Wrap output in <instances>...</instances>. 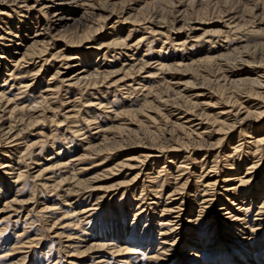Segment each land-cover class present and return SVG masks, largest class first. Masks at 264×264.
<instances>
[{
    "label": "rangeland",
    "instance_id": "1",
    "mask_svg": "<svg viewBox=\"0 0 264 264\" xmlns=\"http://www.w3.org/2000/svg\"><path fill=\"white\" fill-rule=\"evenodd\" d=\"M83 1H86L84 2V6L82 7V9H80L79 12L75 14L73 13L69 14L67 13V11H62L59 9H51L49 11L47 10L46 12L44 9L38 8L40 7L39 5H33V7L29 10L26 9V6L25 7L23 6L22 12H19L21 8L20 7L18 8V6H20V4H15L14 2L5 3V7L8 8V11L6 13H2L3 11H0V32H1L0 54L3 52L5 53L7 52L6 53L7 56H5L3 63L7 62L8 65V66L6 65L5 68L0 69L1 92L3 94V97H6V99L8 98L7 99L8 101L3 97L0 98L1 99L0 110L4 109L5 116H3V119H5L4 120V122L6 123L5 125H7V123L8 125L9 123L12 124V125L10 124V126L12 128L14 127L13 130H17L19 136L21 137L18 138L19 142H21L22 145L27 148L26 150L25 147H22V149L25 151L23 152L21 149L20 151L21 153L18 154L20 156L17 155L16 157L17 159L15 158V160H13L15 161L14 164L16 167L14 171H16V173L20 172L22 175L21 177H18L19 182H17L14 188L12 189L13 192L10 193L11 195L5 196L4 197L5 199L3 198L4 200L0 201V264H6L7 260L9 259V256L2 257L3 256L2 254L11 251V248L14 247L13 243H17L15 246H20L22 245V243L26 245V248L21 247V250L17 251V252H23L21 253V255L20 254L19 255L24 256L23 257V259H25L24 264H33V259L37 257V255L39 258L37 264H76V263L94 264V261L96 262V259L94 260L93 255L91 254H89L90 256H88L85 253L84 255L82 254L83 255L82 257H78V258L65 256V252L63 251V249L62 248L58 249V246L60 245V240L53 236L55 234L54 231L57 228H59L62 224L65 225L68 223V225H72V226H70L69 228H65L63 230L64 233H72V234H77L79 236L82 234L85 235L86 237L88 236V238L89 236L93 237L98 235L99 232H101V234L107 233L108 231L107 229L110 228L109 225L113 224L112 222L113 220L111 217L113 216L114 212H116L114 208L115 207L122 208L123 205L127 206L128 204H132L135 210L139 212V215L142 214L140 213V210L143 211L144 215L146 212L148 213L150 212L148 215L149 219L147 220V222L143 221V223L141 224L139 223L140 222L139 216L137 217V219L132 220L133 217L130 211L128 214L125 215V218L127 217L125 221V225H128L129 227V225H131L130 222L133 221L136 223V224L133 223L134 225L132 226L134 231L133 233L136 232V237L134 236L135 242L141 243L142 241L146 240L144 237L142 238L144 240L138 238L139 237L138 235L142 231L143 227H144L143 233H145L146 235L149 232L148 229H150L151 226L154 224H156L157 226L159 225L164 226L166 228L168 227V224H164L167 221L165 219H168L166 211L164 212L161 206H159L160 208L158 207L155 208L153 207L152 204H147L149 203L150 199L155 198L156 201L158 202L161 201L159 203L162 204L168 199L171 200L172 197L173 198L176 197L177 203H185L187 205V201H189L188 197H190L191 195L192 202H196L194 207V212L195 211L198 212L199 210L200 211L203 210L200 209V205L203 204L202 201L205 202L207 198L208 199L211 198V196H207L205 198L202 197L204 196L203 193L198 191L199 189L201 190V187L199 186L200 181L199 180L194 181V179L191 176L188 179L189 181L187 187L185 186L183 187V189L177 190L178 192L171 191L173 189H171L170 186L175 182V180L172 177L176 175L177 164L178 162L179 164H181L183 158L185 164L187 163L185 165L187 169L184 171V174L182 173L180 175L181 177L184 176L183 179L186 177L185 176L186 171L188 172L189 170L191 172L196 168L194 165L197 166L198 168L197 173H199V175H202V173L204 174L208 171L207 172L208 176H212L214 172H209L210 171L209 167L210 165H212L211 160L215 157L216 154L218 153L222 154V152L225 149H227V145H228L227 142L229 141L228 140L229 138L230 141L234 140L235 145L240 144V142L242 144L238 151L239 155L238 152L237 153L230 152L233 154V159H235L232 163L242 164L241 172L244 171V168L247 166L248 163L252 161L253 158L252 155H248L249 161L245 160L244 162L245 154H248L249 151H252L254 153L253 151L254 149H247L246 150L247 152L245 151L244 149L246 146L245 143L251 140L250 136H255V137L257 136L255 129H250L251 126L256 124L253 123L252 116L248 117L249 120L247 119V121H245V123L242 126L238 127V125H236L237 127L235 126L234 129L230 131L231 133H228L227 136L224 134H220V132L216 133V131L212 132L208 137L202 136L198 138L195 137L194 135L196 133H201L205 129V126L211 125L210 124L212 122L211 114L230 108L232 102L235 104L236 109L241 107L239 109L240 112H243V110L245 109L244 107L252 105L253 103L256 102L259 103L260 106H264V104L261 103L258 97L256 99H254L255 97L253 96L251 98H247L248 95L247 89L249 86L247 85L240 87L238 86L239 88L237 87L232 88L227 85L226 86L224 85V87L222 85L220 86L218 85V83H214L213 76L215 73L213 74V72L217 69V68L215 69L216 67L215 65H207L204 68L203 67L199 68L200 70H198V73L200 74L198 75L199 76L198 82L206 83L208 81V86L210 89L207 90L206 96H211L213 101L211 100L209 104H201L202 105L201 109H197L198 113H200V110L201 112L203 111L204 113V114L202 113V115L204 116L203 118H205L208 115L210 116L209 117L210 119L202 126H191L190 128L196 129L195 132H193V134L191 135L192 136L191 138L195 139L196 141H198L199 139L200 142L201 140H208L210 142H205L206 145L204 144L198 148L195 146L194 149H193L194 146L192 145H190L191 148L185 147L182 146V143H180V141L185 142L187 136L184 135V133L175 132L174 128H176L175 118L181 115L185 116L186 114H182L181 112L187 109L182 105L181 107H177V105L180 106L181 101L178 100L177 102L173 103L174 101L173 96H170V98L168 99L169 104L168 101L164 102L163 99L165 100L166 98L164 97L165 94L170 95L168 89L170 90L171 86H172V90L174 91L173 86L175 85L174 84L175 81L177 82L180 80L179 82H182L184 80H187L191 76H193L191 77V79L193 78L195 81H197V79L194 78V74L191 71L189 72L190 74L186 72L183 74L182 72L179 73L172 70L166 71L161 66V61L163 64H166V63L174 62V60L185 59L186 56L193 55L194 57H198L203 55L205 56L207 54L210 55L213 52H217L218 50L223 51L227 48H231L236 44L240 45L243 43L242 45H244V43L247 44L248 42L247 45L252 46L253 42L255 44L261 43L262 41H264V36H262L264 35V33L260 36L259 31H255L256 30L255 26L264 24L263 21L264 0L263 1L262 0H83ZM98 2L101 4H99ZM2 3H4V1L0 2V4ZM86 3H90L92 4V6H90V4L88 6V4ZM31 5L32 4L30 3V6ZM101 5L104 8H102ZM128 9H130V15H132V18L130 19L131 21H127L126 23L117 25L118 27L114 28V32L112 34L111 33L107 34L108 32L106 31H110L108 30V27L111 26L112 24H115L114 22L116 20L115 16H118L121 13V11H125ZM105 13L106 15L107 13L108 14L111 13L110 14L111 17L105 21L104 24L105 26L102 27L99 31H97L98 33L91 35V37L88 40L85 41L81 40L80 38L83 36L84 33H86L84 32V30H87V27H91V26H93L92 27L93 29L95 25L98 24L99 21H101L100 19L105 16ZM14 16L18 18L17 19L18 21L14 20L15 21L14 22L12 20ZM87 16L88 18L89 17L90 18L88 19ZM154 20L159 22V24L152 25L150 23H147V22H153ZM171 20L173 21L180 20L181 22L185 21V23L189 22L190 25L199 28L195 31V33L193 29H189L190 27L188 28L184 26L178 27L177 25L174 26V28L172 29L169 28L171 27L169 26L171 25L172 22ZM225 23H228V25ZM80 31L83 34L80 33ZM206 31H208V34L205 33ZM214 31H217V34ZM81 34L82 36H80ZM59 35H61L62 37H60ZM75 36L77 38H75ZM193 36L194 39H192ZM258 36H260V38ZM112 37L113 38L117 37L119 39H122L123 45L119 47L117 46L114 49H110L107 47H103L104 49L100 48L99 49L100 54L97 58L88 57L84 54V52H86L84 48L88 46H98L99 43L105 44L106 42H109ZM61 38L62 40H60ZM78 40L81 41L78 42ZM17 44H19V46ZM34 45L36 46V48L40 49L41 52L38 51L36 54H32V56H30L29 53L31 51H34V48L32 47ZM211 45L215 48L211 47ZM43 49L46 50L44 51ZM120 51L121 53L124 54H121ZM24 57L27 58L25 59V61L22 60ZM127 57L130 59H127ZM71 58L73 60L75 59L80 61V63L77 62V64L80 65L77 66V68L79 69H81L82 66H83L82 68L84 67L87 68L88 66L85 65H89L91 63L100 60L98 63L102 61V63L105 64L104 66L107 70H116V73H113L112 75H109L107 78L104 79L97 78L96 81H92L91 75L89 79L87 78V80H83L82 82L81 81L76 82V80H68L69 78H71V76H73L72 74L76 72L71 67V65H73L74 63L68 64V63H72ZM70 59L71 61L69 62ZM156 60L159 62H157ZM137 63L139 65H137ZM134 64L135 66H132ZM1 66H5V65L0 64V68ZM125 66H127L128 68ZM138 66L141 67V70L140 67ZM124 67L126 70L124 69ZM55 69L56 71H58L57 74L55 73ZM206 69H208L207 70L208 72L206 71ZM230 71L227 73L225 78H236V76L241 75L240 73L242 72V71L240 72L237 71L234 72L232 76H229V73L231 75ZM53 73H55V75ZM155 73L156 75H154ZM208 77L209 80L203 81L206 80L203 78L208 79ZM25 84H27L26 85L27 87L25 86ZM161 85H163V87H161ZM232 89L235 90L237 93ZM258 90L261 91L262 93L264 92V88ZM156 94L157 97L159 96V98L156 97ZM230 97L231 99L233 98L234 99L230 101ZM246 98L249 99L250 101L253 99L252 101L254 102L252 103L246 102L245 101L247 100ZM144 100H146V102ZM200 101L203 102L204 100H200ZM170 103H172L173 106ZM8 104H10V106ZM140 104L146 106L147 114L144 113L134 114V112H131L133 108H134L133 110L137 109V107H139ZM175 104L176 106H174ZM261 108L263 109L264 107ZM255 109L260 110V107L257 108L255 107ZM15 110L17 111V113L15 112ZM190 110L188 109V111ZM14 114H16L17 116ZM262 117L264 118V115ZM15 118L17 121L15 120ZM229 118L230 121L233 120L232 117ZM155 119H157V121ZM193 119H195L194 121L195 123L198 122V120H196L197 117ZM15 121L17 122V124H15L16 123ZM26 122H28L29 124ZM260 123L264 124V120L262 119ZM18 126L19 128H17ZM240 128L243 133L244 131L247 132L250 131L251 133H248L249 137L245 136L246 137L245 139L241 135L238 137V132ZM207 129L211 130L210 127ZM98 130L100 131V133L102 132L103 134L102 133L100 134ZM259 131L260 132L258 133V135L260 134V136L262 137V135H264V127H262V129ZM221 135L222 136L224 135L222 143L221 145L219 144V146H217L216 143L218 142V139L222 137ZM102 138L104 140H102ZM83 140L85 142H83ZM116 141L117 142L120 141L121 143L120 142L119 143L121 145ZM176 142L180 143L181 146L178 147V149L173 152L168 151V149L170 150L171 147L178 145ZM209 143H211L212 145L209 146L208 145ZM87 144L88 145L90 144V146L92 144L93 145L90 147ZM116 144H118L117 147H114L116 146ZM154 144L156 146H154ZM96 145H98L99 147ZM162 146L164 149L167 147V151L160 150L162 149ZM91 149H92V153L90 151ZM142 150L152 151L151 155L153 157H150V159L147 162L145 161L146 162L145 164L147 165L149 163L151 165V163H153L154 165L152 164V167L155 169L156 173H154L153 176L154 180L152 178L151 180H149V182H147L148 180L147 181L144 180L143 181L144 184L140 185L139 187V184H141L140 178H139L140 179L139 184L131 185L130 183L133 182L132 178L135 174H137L138 171L137 168H139L140 166L138 164H137L138 166L135 164L137 163L135 161V158L138 154H141L140 152ZM263 152H264V147L257 149V151L255 150V156H256L255 160H257L259 156L260 159H259L258 167L249 169L250 171H252L250 177L251 183L253 182L255 183L262 176L259 173V171L262 169V167H264V154H262ZM58 153L60 154L57 155ZM83 154L85 156H83ZM133 154L136 156H134ZM30 155L31 157L35 155L38 158L39 162L38 160L37 162L40 165L37 166H39V168L48 167V165L50 164L46 165V163H48L47 159L50 157L52 158L58 157L57 159L55 158V160L59 162L63 161L64 163L66 162L67 167L62 168L59 167V165H57L56 168L52 169L51 172H49L48 174L49 176L56 175L54 178H56L57 181L55 180L54 182H48L49 184H45L44 183L45 179L43 178L46 177L47 175L46 176L43 175V177H41L42 176L41 175L38 178L34 179L27 174L28 172H32V171L34 173L36 169V168L34 169V167L36 166L35 164H32V166L29 164L31 158V157L29 158ZM25 158H27V160ZM168 158H170V160L172 158L173 159L170 161L168 160ZM194 158H196L197 162H199L198 160L201 161L198 164H195L196 161ZM120 160L125 161L127 163L129 162L128 166L125 165L122 166L118 164H117L118 166L115 165L117 161ZM221 161L222 160L220 159V157H218V161L214 162V164H217L216 176L217 174L219 175L223 172L224 173L229 172L228 169L230 168V166H226L225 162L224 161L221 162ZM246 162L247 164L245 166L244 163ZM171 163L173 164V166L174 164L176 165L173 167ZM22 164L23 165L25 164L24 168ZM149 164L147 165L146 168H148ZM235 166L236 165H234L233 167ZM68 170L70 171V173ZM66 172H68V174L70 175L68 176ZM94 175L97 176V179L94 182V185H96L94 187L97 190L91 188L90 189L84 188L83 186L81 187V184L79 185L76 183L79 179L92 177ZM140 175L141 174H139V176ZM69 177L70 180L68 179ZM14 179L16 178H13V181ZM116 182L120 186L116 185L115 184ZM170 182L172 183L170 184ZM2 183H3V179H1L0 177V186L1 188H4L3 186L6 185L5 184L2 185ZM111 184L116 186L110 187ZM53 186L55 188H53ZM142 186L145 187L142 188ZM194 187H196V190L191 192L189 189L192 190ZM61 189L66 190L67 192L64 193L63 191H61ZM128 189L129 191L131 189H134L135 192L133 191L132 195H129V191H127ZM260 189L264 190V185L261 186ZM125 190L127 192H124ZM263 190L261 191L263 192L262 198H264ZM63 193L64 194L67 193V197H66L67 199L63 198ZM14 197L16 198L17 202L12 203L11 207H7L6 205H4V201L13 202L11 199H13ZM59 198L62 199L60 200ZM231 198L232 197L230 196L229 199ZM241 198L243 197L241 196ZM241 198L239 197V199ZM143 201L146 203H144ZM213 201H215L213 202V205L215 206L221 203V201L219 200L216 201L214 199ZM37 202H40L41 204L39 206L37 205L39 208L35 206ZM109 202L113 205L111 211L108 208ZM236 203H238V201H235V204ZM43 204L44 207L46 206L45 209L43 207ZM67 204H69L70 206ZM52 205H54V207ZM237 205L240 206V204ZM237 205H234V208H236L235 206ZM28 208H30L31 212L27 211ZM222 208L223 209H219L216 211L217 213L220 214L219 216H216V214L210 216L209 213L212 210H204L205 214L202 213L200 215L201 225H205L204 228H206L207 235L208 234L213 235L211 237L212 245H217V243L215 242L217 239L215 230H220V228L222 227L223 220L221 218L224 217V215L226 216L227 210L228 212H230V210L227 207L222 206ZM213 209L215 208L213 207ZM73 210L74 213L80 212L79 210H85L86 213H82L77 216L76 214L73 213ZM255 212L256 210L253 211V208H251L250 210L248 209V213L244 221L248 223V224L246 223L245 225L253 224L254 226V227L250 226L252 228H250L249 226L244 227L245 230L247 229V227H248L247 230H250V231H246L245 233L246 234L245 236L247 237V238L245 237L246 240L245 242L250 245H252V243L254 244L256 240H258L259 238L260 240L264 238V230H263L264 227L263 229L261 228L264 225V212L260 213V215H256V217H255ZM144 215H141L140 218L142 219ZM113 217H115V215ZM257 217L259 220L255 219ZM189 220H190L189 218L183 219L181 221L180 226L185 227V225H188L190 223ZM119 223L120 222L114 225H119ZM74 225H78V226L76 227ZM139 225H141V227H138ZM99 227H101L102 229L101 231L99 230ZM198 228H200V226L194 227L193 230H196ZM153 229L154 230L152 231V233L154 235L156 234L155 238H159L158 237L159 232L157 230L158 228L154 227ZM83 230L86 231L84 232ZM146 245L147 243L143 244V246ZM155 246H156V241L155 242L153 241V247L155 248ZM146 248H148V246H146L144 249L146 250ZM212 248H216V246H212ZM152 250L153 249L151 250L148 249L147 252H150ZM182 250L183 248H180L178 252L180 253ZM262 250L263 248L261 246V248H258L257 251H259L261 254ZM43 252L45 253V257L42 254ZM228 254H229V250L227 251V253L226 252L224 253V256H226L225 258L229 259ZM98 255L105 256V259L107 260L108 264H114L115 261H121L120 259H122L120 257L110 259V257L108 258V255L104 253H98ZM206 255L202 260L204 259L207 260ZM20 256H16V258H19ZM137 257L138 256H136L135 259H137ZM140 257L143 258V256ZM261 260H263L264 262V259ZM116 263L117 262H115V264ZM163 263H166V261L160 262V264Z\"/></svg>",
    "mask_w": 264,
    "mask_h": 264
},
{
    "label": "bare ground",
    "instance_id": "2",
    "mask_svg": "<svg viewBox=\"0 0 264 264\" xmlns=\"http://www.w3.org/2000/svg\"><path fill=\"white\" fill-rule=\"evenodd\" d=\"M4 1V3L0 4V11H3L2 13H6L8 11V8L5 7V3L6 2H14L15 4H20V6H18V8L20 7L21 9L19 10V12H22V7L26 6V9H31L33 7V5H39L40 7L38 8H42L44 9L46 12L47 10H51V9H59L62 11H67V13H77L80 11V9H82V7L84 6V2L83 0H0V2ZM263 1V0H262ZM147 2V1H146ZM163 2V1H162ZM30 3L32 4L30 6ZM99 3V2H98ZM108 3V2H107ZM89 4L90 3H86ZM101 4V3H99ZM103 4V3H102ZM261 4V2H260ZM98 5V4H97ZM106 5V4H105ZM28 6V8H27ZM90 6H92V4H90ZM94 6V5H93ZM108 6V5H107ZM158 6V4H157ZM246 6V5H245ZM102 8H104L101 5ZM110 7V6H109ZM108 7V8H109ZM36 8V7H35ZM141 8V7H140ZM144 8V7H143ZM159 8V7H158ZM13 9V8H12ZM24 9V8H23ZM115 9V8H114ZM174 9V8H173ZM34 10V9H33ZM38 10V9H37ZM36 10V13H37ZM43 10V11H44ZM99 10V9H98ZM102 10V9H101ZM108 10V9H106ZM105 10V11H106ZM44 11V12H45ZM73 11V12H72ZM132 11V10H131ZM43 12V13H44ZM103 12V11H101ZM107 12V11H106ZM114 12V11H113ZM24 13V12H23ZM83 13V12H82ZM14 14V13H13ZM20 14V13H19ZM18 14V15H19ZM64 14V13H63ZM111 14V13H110ZM110 14L105 13L104 17H100L99 19L101 21L98 22V24L95 25V27L92 29L93 26L91 27H87V30H84V32L86 33H82L80 31V33L82 34L80 36H82L80 39L81 40H88L91 35H94L96 33H98L97 31H99L102 27H104L105 25V21L107 19H109L111 16ZM114 14V13H113ZM133 14V13H132ZM17 15V16H18ZM26 15V14H24ZM84 15V14H83ZM238 15V14H237ZM31 16V14H30ZM29 16V17H30ZM36 16V15H35ZM91 16V15H90ZM93 16V15H92ZM258 16V15H257ZM261 16V15H260ZM24 17V16H23ZM180 17V16H179ZM178 17V18H179ZM31 18V17H30ZM36 18V17H35ZM84 18V17H83ZM88 18V16H87ZM90 18V17H89ZM88 18V19H89ZM92 18V17H91ZM96 18V16H95ZM113 18V17H112ZM132 18V15H130V9L125 10V11H121V13L118 16H115V24H112L111 26L108 27V30L110 31H106L108 32L107 34H112L114 32V28L118 27L117 25H121L123 23H126L127 21H131L130 19ZM134 18V17H133ZM18 18L16 16L13 17V21L17 20ZM38 19V18H37ZM234 19V18H233ZM260 19V18H259ZM20 20V19H19ZM32 20V19H31ZM36 20V19H35ZM147 20V19H146ZM156 20V19H155ZM153 21V22H147L150 23L152 25H156L159 24V22L157 21ZM169 20V19H168ZM230 20V19H229ZM18 21V20H17ZM37 21V20H36ZM91 21V20H90ZM171 27L169 28H174V26L178 27H190L189 29H193L194 33L195 31L199 28L194 27L192 25H190V23H185V21L181 22L180 20H171ZM262 21V20H260ZM264 21V20H263ZM15 22V21H14ZM20 22V21H19ZM161 22V21H160ZM224 22V21H223ZM235 22V21H233ZM131 23V22H130ZM259 23V22H258ZM37 24V23H36ZM88 24V23H87ZM228 25V23H225ZM248 24V23H247ZM86 25V24H85ZM89 25V24H88ZM93 25V24H92ZM161 25V24H160ZM36 26V25H35ZM90 26V25H89ZM253 26V25H252ZM7 27V26H6ZM121 27V26H120ZM160 27V26H159ZM167 27V26H166ZM222 27V26H221ZM225 27V26H223ZM129 28V27H128ZM164 28V27H163ZM256 30L255 31H259V35L261 36L264 33V24H261L259 26H255ZM254 28V29H255ZM3 29V28H2ZM5 29V28H4ZM11 29V28H10ZM85 29V28H84ZM180 29V28H179ZM14 30V29H13ZM147 30V29H146ZM164 30V29H163ZM213 30V29H212ZM219 30V29H218ZM231 30V29H230ZM3 31V30H2ZM11 31V30H10ZM83 31V30H82ZM168 31V30H167ZM191 31V30H190ZM224 31V30H223ZM221 31V32H223ZM29 32V31H28ZM169 32V31H168ZM177 32V31H176ZM212 32V31H211ZM217 34V31H214ZM220 32V34H221ZM1 33V32H0ZM12 33V32H11ZM79 33V32H78ZM172 33V32H170ZM205 33L208 34V31H206ZM204 33V34H205ZM213 34V33H212ZM64 35V34H63ZM70 35V34H69ZM76 35V34H75ZM206 35V34H205ZM211 35V33H210ZM5 36V35H4ZM60 37H62L61 35H59ZM260 36H258L260 38ZM264 36V35H262ZM7 37V36H6ZM59 37V38H60ZM67 37V36H66ZM111 37V36H109ZM108 37V38H109ZM114 37V36H113ZM111 38L109 42H106L105 44H101L99 43L98 46H88L86 48H84V50H86V52H84V54L88 57H98L100 54V48L103 47H107L110 49H114L115 47H119L123 45L122 39L119 38ZM23 38V37H20ZM19 38V39H20ZM58 38V37H57ZM75 38H77L75 36ZM79 38V37H78ZM179 38V37H178ZM205 38V37H203ZM207 38V37H206ZM263 38V37H261ZM71 39V38H69ZM68 39V40H69ZM180 39V38H179ZM194 39V36L193 38ZM24 40V39H22ZM21 40V41H22ZM37 40V38H36ZM62 40V38L60 39ZM73 40V38H72ZM75 40V39H74ZM77 40V39H76ZM81 40H78L81 41ZM64 41V40H63ZM180 41V40H179ZM208 41V40H207ZM211 41V40H210ZM49 42V41H48ZM177 42V41H176ZM252 42V41H251ZM260 42V40H259ZM258 42V43H259ZM3 43V42H2ZM6 43V42H5ZM35 43V42H34ZM64 43V42H63ZM73 43V42H72ZM77 43V41H76ZM127 43V42H126ZM174 43V42H173ZM218 43V42H217ZM223 43V42H222ZM8 44V43H7ZM11 44V43H10ZM46 44V42H45ZM44 44V45H45ZM48 44V43H47ZM66 44V42H65ZM206 44V43H205ZM240 44V43H239ZM243 44V43H242ZM235 45V46H230L231 48H227L223 51H217V52H213L210 55H203V56H198V57H194L192 56H184L185 59H180V60H174V62L171 63H166L163 64L161 61V66L163 67V69L167 70H172V71H176V72H182L183 74L189 73L190 71L194 74V78L197 79V81H195L193 78L191 79V77L193 76H189L190 78H188L187 80H184L182 82L179 81H175V85L174 87V91L172 90V86L171 89L168 91L170 92L168 94H165L164 97L165 100L163 99L164 102L168 101L169 104V98L170 96H173V103L177 102L178 100L181 101L180 106L177 105V107H181V105L183 107H185L187 110H181L180 112L182 114H186L185 116L181 115L177 118H175V125L176 128H174L175 132H180V133H184V135H186V141L185 142H181L182 146L185 147H190V145L194 146L193 149L195 148V146L201 147L202 145L205 144V142H210L208 140H200L198 139V141H196L195 139H192L191 135L193 134V132H195V128H190L191 126H202L204 123L208 122V120L210 119V116H206L205 118H203L204 116L202 115L203 111L200 113L197 112V109H201V104H209V102H211L212 98L211 96H206V92L209 88L208 86V79L207 78H203L206 80L203 81H207L206 83L203 82H198V78H199V74L198 70H200L199 68H204L207 65H215V71L213 69V74H214V83H218V85H222L224 87V85L226 86H230L232 88H239L240 86H249L248 87V92H247V98H251L252 96L255 97L254 99H256L257 97L260 99L261 103L264 104V92L262 93L261 91H259L258 89H262L264 88V41H262L259 44H255L253 42L252 46L251 45H247L244 43V45ZM250 44V43H249ZM16 45V44H15ZM19 46V44H17ZM53 45V44H52ZM4 46V45H3ZM17 46V47H18ZM24 46V45H23ZM26 46V45H25ZM48 46V45H46ZM63 46V45H62ZM8 47V46H7ZM31 47V46H30ZM34 48V51H31L29 54L30 56H32V54H36L38 51H40V49L36 48V46H32ZM40 47V46H38ZM179 47V46H178ZM211 47H213L211 45ZM217 47V46H216ZM1 48V47H0ZM44 48V46H43ZM127 48V46H126ZM215 48V47H213ZM226 48V47H225ZM19 49V48H18ZM61 49V48H60ZM59 49V50H60ZM64 49V48H62ZM104 49V48H103ZM102 49V50H103ZM121 49V47H120ZM222 49V48H221ZM220 49V50H221ZM44 51L46 49H43ZM130 50V49H129ZM202 50V49H201ZM204 50V49H203ZM206 50V49H205ZM6 51V50H5ZM61 51V50H60ZM209 51V50H208ZM207 51V52H208ZM41 52V51H40ZM48 52V51H47ZM115 52V51H114ZM202 52V51H201ZM7 53V52H6ZM5 52L0 54V64H3L5 66H1L0 69L5 68L7 65V62H4V58L6 55ZM43 53V52H42ZM60 53V52H59ZM62 53V52H61ZM78 53V52H77ZM118 53V52H117ZM121 53V51H120ZM27 54V55H29ZM45 54V53H44ZM75 54V53H74ZM124 54V53H121ZM197 54V53H196ZM206 54V53H205ZM26 55V54H25ZM71 55V54H69ZM85 56V57H86ZM11 57V56H10ZM9 57V58H10ZM27 57V56H26ZM61 57V56H60ZM130 57V56H129ZM28 58V57H27ZM27 58H23L22 60L25 61V59ZM77 58V57H76ZM72 59V58H71ZM71 59L69 60V62L71 61ZM79 59V58H78ZM127 59H130L127 57ZM19 60V59H18ZM29 60V59H28ZM96 60V59H95ZM166 60V59H165ZM41 61V60H40ZM68 61V60H67ZM100 61V60H99ZM99 61H96L94 63H91L89 65H85L88 66L87 68L84 67L81 69L77 68V66H80L77 64L80 63L79 60H73L72 59V63H68V64H73L71 65V67L76 71L74 74H72L73 76H71V78H69L68 80H76L77 81H83V80H87V78L89 79L90 75L92 76V81H96L97 78H107L109 75H112L113 73H116V70H107L105 68V64L102 63V61L100 63H98ZM148 61V60H147ZM157 61V60H156ZM159 62V61H157ZM89 63V62H88ZM126 64V63H125ZM137 65H139L137 63ZM8 66V65H7ZM26 66V65H25ZM69 66V65H68ZM128 66V64H127ZM125 66V67H127ZM132 66H135L132 65ZM124 67V69H125ZM140 67V66H138ZM160 67V68H162ZM210 67V66H209ZM208 67V68H209ZM120 68V67H119ZM128 68V67H127ZM207 68V67H206ZM68 69V68H67ZM123 69V70H124ZM211 69V70H212ZM4 70V69H3ZM6 70V69H5ZM126 70V69H125ZM141 70V67H140ZM203 70V69H202ZM205 70V69H204ZM208 69H206L207 71ZM231 70V71H230ZM122 71V70H121ZM231 72V75L229 73V76H232V74L234 72L237 71H242L239 76H236V78H225L228 72ZM58 71H56L55 69V73L57 74ZM124 72V71H123ZM208 72V71H207ZM224 74H223V73ZM55 73H53L55 75ZM164 73V72H163ZM198 73V74H197ZM206 73V72H205ZM174 74V73H173ZM190 74V73H189ZM207 74V73H206ZM156 75V73L154 74ZM162 75V74H161ZM210 75V72H209ZM152 76V75H151ZM166 76V75H164ZM198 76V77H197ZM202 76V75H200ZM224 76V77H223ZM70 77V76H69ZM204 77V76H202ZM206 77V76H205ZM212 77V76H211ZM34 78V77H33ZM52 78V77H51ZM66 78V77H65ZM68 78V77H67ZM169 78V77H168ZM50 79V78H49ZM202 79V78H201ZM34 80V79H33ZM166 80V79H165ZM164 81V80H163ZM202 81V80H200ZM72 82V81H71ZM87 82V81H86ZM136 82V81H135ZM174 82V81H173ZM211 82V81H210ZM49 83V82H48ZM31 84V83H30ZM37 84V83H36ZM56 84V83H55ZM27 84H25L26 86ZM46 85V83H45ZM215 85V84H214ZM160 86V85H159ZM239 86V87H238ZM27 87V86H26ZM161 87H163V85H161ZM38 88V87H37ZM47 88V87H46ZM49 88V87H48ZM141 88V87H140ZM143 88V87H142ZM221 89V88H220ZM219 89V90H220ZM223 89V88H222ZM14 90V89H13ZM142 90V89H140ZM151 90V89H150ZM233 90V89H232ZM4 91V89H3ZM153 91V90H152ZM151 91V92H152ZM157 91V90H156ZM155 91V92H156ZM167 91V90H166ZM211 91V90H210ZM228 91V90H227ZM226 91V92H227ZM235 91V90H233ZM145 92V91H144ZM162 92V90H161ZM236 92V91H235ZM234 92V95H235ZM168 93V92H167ZM173 93V94H172ZM230 93V90H229ZM237 93V92H236ZM244 93V92H243ZM160 94V93H159ZM158 94V95H159ZM242 94V93H241ZM178 95V96H177ZM208 95V94H207ZM214 95V94H213ZM229 95V94H228ZM231 95V94H230ZM161 96V95H160ZM237 96V95H236ZM3 97V94L1 92V88H0V98ZM43 97V96H41ZM157 97V94H156ZM208 97V98H205ZM227 97V96H226ZM243 97V96H242ZM6 99V97H3ZM17 98V97H16ZM159 98V96L157 97ZM228 98V97H227ZM246 98V99H247ZM8 99V98H7ZM6 99V100H7ZM172 99V97H171ZM217 99V96H216ZM234 99V98H233ZM233 99H231L230 97V101H232ZM236 99V98H235ZM4 100V99H3ZM2 100V101H3ZM200 100H204L203 102H201ZM222 100V99H219ZM243 100V99H242ZM245 100V99H244ZM253 100V99H252ZM250 101L249 99L245 100L246 102H254V101ZM1 101V99H0ZM8 101V100H7ZM146 102V100H144ZM156 101V100H155ZM184 103H183V102ZM190 101V102H189ZM213 101V100H212ZM235 101V100H234ZM238 101V100H237ZM236 101V102H237ZM10 102V101H9ZM8 102V103H9ZM172 102V101H171ZM229 102V101H228ZM2 103V102H1ZM6 103V102H5ZM150 103V102H149ZM161 103V102H160ZM218 103V102H217ZM148 104V103H147ZM146 104V105H147ZM154 104V103H153ZM157 104V103H155ZM172 105V103H170ZM215 104V103H214ZM230 104V103H229ZM10 106V104H8ZM164 105V104H163ZM217 105V104H216ZM226 105V104H225ZM149 106V105H148ZM154 106V105H153ZM160 106V105H159ZM173 106V105H172ZM176 106V104L174 105ZM204 106V105H203ZM206 106V105H205ZM5 107V106H4ZM3 107V108H4ZM13 107V106H12ZM33 107V106H32ZM145 107V108H144ZM229 107V106H227ZM255 107H260L259 109H255ZM261 107L264 106H260L259 103H253L252 105H249L247 107H244L245 109L243 110V112H240V108H235V104L232 102L230 105V108L224 109L222 111L216 112L214 114H211V118H212V122L210 123L211 125L205 126V129L201 132V133H196L194 134L195 137H202V136H209L212 132L218 133L220 132V134H224V135H228V133H231L230 131H232V129H234V127L236 125L242 126L245 121H247L248 117L252 116V121L253 123H256L255 125L251 126L250 129H255L257 136H250L249 141H247L245 143V151L247 149H254V153L252 151H249L248 154H245L244 156V162L245 160L249 161V157L248 155H252V161L250 163L247 164L244 163V165L247 166L244 168V171L241 172V165L242 164H234L232 163L235 159H233V154L230 152H238L239 148L241 147V142L238 145H235L234 140L230 141V138L228 139L229 141L227 142V149H225L222 154L218 153L215 155V159L213 158L211 160V164L209 167V172H214L212 176H208V171L206 173H202V175H199V173H197V166L194 165L196 168L194 170H192L191 172L188 170V172L186 171V177L183 179V177H181L180 175L183 173L184 171L187 169L185 167V162H184V158L182 159L181 164H177L176 167V175L174 177H172L175 182L170 186L171 191H176L177 190H181L183 189V187H187L188 186V179L191 176L194 181H200L199 186L201 187V190L199 188L198 191L203 193L204 196H202L203 198L207 197V196H211L210 199H206L205 202H203L202 205H200V209H203L202 211H195L194 212V207H195V203L196 202H192L191 200V195L190 197H188L189 201H187V205L185 203H177V198H173L171 200H167L164 203L160 204L159 202L161 201H156L155 198L150 199L149 203L147 204H152L153 207H158L161 206L162 210L167 213V217L168 219L166 223L164 224H168V227H164V226H157L156 224L152 225L148 232V234L146 235L145 233H143V229L140 232V234L137 236L138 238L142 239L143 237L146 239H142L144 241L140 242H135V237H136V232L133 233V228L132 226L134 225L133 223L135 222H130L131 225H125V215L129 213V211L131 212V215L133 217L132 220L137 219V217L139 216V220H140V224L144 222H147V220L149 219L148 215L149 213L146 212L145 215L143 214V211L140 210V214L139 212L135 210V208L133 207L132 204H128L127 206H124L122 208H117L115 207L114 210H116V212H114L113 216L115 215V217H111L112 218V225H109L110 228L107 229V233L101 234V232L98 233V235L96 236H88L86 237L85 235H77V234H72V233H64V229L65 228H69L72 225H61L59 228H57L54 231V237L58 238L60 240V245L58 246V249H63V251L65 252V256L68 257H73V258H78V257H82L85 253L86 255L90 256L89 254L93 255L94 260L96 259V262L94 261V264H108L107 260L105 259V256H100L98 255V253H104L108 255V258L110 257V259H114L117 257H120L122 259H120L121 261H115L117 262L116 264H160V262H164L166 261V263L163 264H264L263 260L264 259V238L260 240V238L258 240H256V242L252 245L246 243L245 241V233L246 231H250V230H245L244 227L245 226H253V224L251 225H245L247 222L245 221V218L247 216L248 213V209L250 210L251 208H253V211L256 210L255 212V217L256 215H260V213L264 212V198L263 197V192H261L262 190L260 189L261 186L264 185V167H262V169L259 171V173L262 175L261 178L256 181L255 183H251V173L252 171H250L249 169L251 168H256L259 166V157L257 160H255V150L257 151V149L263 148L264 147V135H262V137L260 136V134L258 135V133L260 132L259 130L262 129V127H264V124L260 123V121L264 118L262 117L264 115V108L262 109ZM2 108V109H3ZM6 108V107H5ZM22 108V107H20ZM150 108V107H149ZM222 108V107H221ZM226 108V107H225ZM132 109V108H131ZM134 109V108H133ZM131 112H134V114L137 113H144L147 114L146 112V106L140 104L139 107H137V109L133 110ZM188 109L190 111H188ZM262 109V110H261ZM13 110V109H12ZM22 110V109H21ZM20 110V111H21ZM106 110V109H105ZM109 110V109H108ZM150 110V109H149ZM152 110V109H151ZM172 110V109H171ZM178 110V109H177ZM226 110V111H225ZM25 111V110H24ZM73 111V110H71ZM199 111V110H198ZM9 112V111H8ZM12 112V111H11ZM15 112L17 113V111L15 110ZM70 112V111H69ZM108 112V111H107ZM110 112V111H109ZM153 112V111H152ZM71 113V112H70ZM73 113V112H72ZM174 113V111H173ZM10 114V113H9ZM204 114V113H203ZM16 115V114H14ZM72 115V114H71ZM4 115V109L0 110V177L1 179H3V183L2 185H6L3 186L4 188H1L0 186V201L4 200L5 196L7 195H11L10 193L13 192V188L16 185L18 181V177H21V173L18 172L16 173V171H14L15 164L13 160H15V158L17 157V155L19 153H21V149L22 147H25L22 145L21 142H19L18 138L20 137L17 130H13V128L10 126L11 123H7V125H5L6 123L4 122L5 119H3ZM17 116V115H16ZM68 116V115H67ZM9 117V116H8ZM13 117V116H12ZM65 117V116H64ZM70 117V116H69ZM198 120L197 123H195V119ZM232 117L233 120H229ZM20 118V117H19ZM156 118V117H155ZM184 118V119H183ZM16 120V118H15ZM157 121V119H155ZM205 120V121H204ZM249 120V119H248ZM251 120V119H250ZM12 121V120H11ZM14 121V120H13ZM17 121V120H16ZM15 121V122H16ZM21 121V120H20ZM23 121V120H22ZM26 121V120H25ZM138 121V120H137ZM204 121V122H203ZM7 122V121H6ZM31 122V121H30ZM33 122V121H32ZM140 122V121H139ZM173 122V121H172ZM28 123V122H26ZM143 123V122H142ZM145 123V122H144ZM17 124V122L15 123ZM24 124V123H23ZM29 124V123H28ZM139 124V123H138ZM12 125V124H11ZM16 126V125H15ZM146 126V125H145ZM142 127V126H141ZM159 127V126H158ZM211 128V130L207 129V128ZM216 127V128H215ZM237 127V126H236ZM16 128V127H15ZM19 128V126L17 127ZM24 128V126H23ZM146 128V127H145ZM102 129V128H101ZM124 129V128H123ZM161 129V128H160ZM214 129V130H213ZM19 130V129H18ZM120 130V129H119ZM129 130V129H128ZM131 130V129H130ZM158 130V129H157ZM99 131V130H98ZM244 131V130H243ZM129 132V131H128ZM155 132V131H153ZM157 132V131H156ZM164 132V131H163ZM207 132V133H206ZM100 133V131H99ZM102 133V132H101ZM100 133V134H101ZM248 133H251L250 131H244V133L242 132L241 128L239 129L238 132V137L241 135L244 137V139L246 137H249ZM103 134V133H102ZM109 134V133H108ZM120 134V133H119ZM127 135V134H126ZM151 135V134H150ZM171 135V134H170ZM223 135V136H224ZM85 136V135H84ZM134 136V135H133ZM222 136V135H221ZM220 136V137H221ZM223 136L218 139V142L216 143L217 146H219V144L221 145L222 140H223ZM246 136V137H245ZM216 137V136H215ZM21 138V137H20ZM106 138V137H105ZM129 138V137H128ZM205 138V137H204ZM214 138V136H213ZM219 138V137H218ZM117 139V138H116ZM115 139V140H116ZM201 139V138H200ZM208 139V138H207ZM232 139V138H231ZM243 139V138H242ZM97 140V139H96ZM94 140V141H96ZM102 140H104L102 138ZM108 140V139H107ZM22 141V140H21ZM101 141V140H100ZM127 141V140H126ZM152 141V140H151ZM154 141V140H153ZM170 141V140H169ZM183 141V140H182ZM83 142H85L83 140ZM112 142V141H111ZM115 142V141H114ZM117 142V141H116ZM120 141H118L117 143H119ZM123 142V141H122ZM88 143V142H87ZM99 143V142H98ZM103 143V142H102ZM121 143V142H120ZM119 143V144H120ZM151 143V142H150ZM177 143V142H176ZM180 143H177V146H168L171 147V149L168 151H175L178 149V147H180ZM239 143V142H238ZM244 143V142H243ZM127 144V143H126ZM131 144V143H130ZM136 144V143H135ZM145 144V143H144ZM147 144V143H146ZM234 144V145H233ZM237 144V143H236ZM26 145V144H25ZM84 145V144H83ZM88 145V144H87ZM93 145V144H92ZM91 145V146H92ZM95 145V144H94ZM118 144H116L117 147ZM121 145V144H120ZM119 145V146H120ZM124 145V144H123ZM137 145V144H136ZM143 145V144H142ZM160 145V144H159ZM206 145V144H205ZM209 146L212 145L211 143L208 144ZM28 146V145H27ZM90 146V144L88 145ZM87 146V148H88ZM90 146V147H91ZM98 146V145H96ZM102 146V145H101ZM145 146V145H144ZM153 146V145H152ZM154 146H156L154 144ZM167 146V145H166ZM208 146V147H209ZM248 146V148H247ZM99 147V146H98ZM108 147V146H107ZM139 147V146H138ZM148 147V146H147ZM150 147V146H149ZM161 147V146H160ZM184 147V148H185ZM26 148V147H25ZM128 148V147H127ZM183 148V147H182ZM191 148V147H190ZM226 148V147H225ZM97 149V148H96ZM105 149V148H104ZM134 149V148H133ZM27 150V148H26ZM85 150V149H84ZM107 150V149H106ZM123 150V149H122ZM155 150V149H154ZM160 150H165L167 151V147L164 149L162 146V149ZM180 150V149H179ZM228 150V151H227ZM22 151L24 152L25 150L22 149ZM92 153V149L90 150ZM96 151V150H95ZM156 151V150H155ZM104 152V151H103ZM107 152V151H106ZM137 152V151H135ZM134 152V153H135ZM152 151H147V150H142L140 153L138 154L135 158V161L137 163H135L136 165H140L137 171V174H135L132 178V183H130L131 185H137L139 184V180L141 179V184H144V180H148L147 182H149V180H151V178L153 179L155 169L149 164L148 168L147 165L145 164L150 157H153L151 154ZM227 152V153H226ZM247 152V151H246ZM252 154H251V153ZM10 155H9V154ZM31 153V152H30ZM178 153V152H177ZM259 153V152H258ZM60 153H58L57 155H59ZM85 154V153H84ZM83 154V156H85ZM89 154V153H88ZM96 154V153H95ZM264 154V152L262 153ZM90 155V154H89ZM131 155V154H130ZM170 155V154H169ZM239 155V152H238ZM12 156V157H11ZM20 156V155H18ZM31 157V155L29 156V158ZM131 157V156H130ZM218 157H220V159L222 161L225 162L226 166H230V168L228 169V173H221V174H217L216 176V172H217V164H214V162L218 161ZM56 158V157H55ZM55 158H48L46 165H48V167H43L44 168H39L40 165L38 162V158L34 155L33 157L30 158V163L28 161V163L32 166V164H35L36 166L34 167L35 171L33 173L32 172H28L27 174L31 177V178H38L39 176L43 177V175H47L46 177H44V183L45 184H49L48 182H54L56 180V178H54L55 176H49V172H51L52 169L56 168L57 165H59V167L65 168L67 167L66 162L64 163L63 161H57L55 160ZM58 158V157H57ZM56 158V159H57ZM61 158V157H60ZM72 158V157H71ZM80 158V157H79ZM155 158V157H154ZM174 158V157H173ZM172 158V159H173ZM197 158V157H196ZM195 159V164H198L201 160H198L199 162H197V160ZM251 158V157H250ZM17 159V158H16ZM27 160V158H25ZM171 159V160H172ZM242 159V158H241ZM262 159V156H261ZM38 160V162H37ZM75 160V159H74ZM77 160V159H76ZM80 160V159H78ZM168 160H170V158H168ZM170 160V161H171ZM57 161V162H56ZM146 161V162H145ZM159 161V160H158ZM186 161V160H185ZM221 161V162H222ZM237 161V160H236ZM241 161V160H239ZM155 162V161H154ZM169 162V161H168ZM209 162V161H208ZM23 163V162H22ZM83 163V162H82ZM174 163V162H173ZM183 163V164H182ZM232 163V164H229ZM236 163V162H235ZM238 163V162H237ZM94 164V163H93ZM122 165V166H128L129 162H125V161H117V163L115 165ZM131 164V163H130ZM172 164V163H171ZM170 164V165H171ZM189 164V163H188ZM18 165V164H17ZM23 165V164H22ZM25 165V164H24ZM23 165V168H24ZM29 165V166H30ZM82 165V164H80ZM88 165V164H87ZM114 165V166H115ZM117 165V166H118ZM133 165V164H132ZM137 165V166H138ZM154 165V164H153ZM176 164H174L175 166ZM223 165V164H222ZM234 165H236L235 167H233ZM131 166V165H130ZM173 166V164H172ZM173 166V167H174ZM199 166V165H198ZM209 166V165H208ZM214 166V167H213ZM77 167V166H76ZM193 167V166H192ZM225 167V166H224ZM260 168V167H259ZM64 170V169H62ZM70 170V169H69ZM68 170V171H69ZM80 170V169H79ZM203 170V169H202ZM227 170V169H226ZM231 170V171H230ZM28 171V170H27ZM167 171V170H166ZM206 171V170H205ZM200 172V171H199ZM257 172V171H256ZM24 173V172H23ZM63 173V171H62ZM68 174V172H66ZM70 173V171H69ZM73 173V172H72ZM106 173V172H105ZM104 173V174H105ZM172 173V172H171ZM89 174V173H88ZM97 174V173H96ZM139 174H141L139 176ZM52 175V174H51ZM70 174H68L69 176ZM156 175V174H155ZM170 175V174H169ZM172 175V174H171ZM11 176V177H9ZM67 176V175H66ZM67 176V177H68ZM14 179L13 181V178ZM29 177V178H30ZM85 177V176H84ZM12 178V179H11ZM73 178V177H72ZM82 178V177H81ZM140 178V179H139ZM42 179V178H41ZM58 179V178H57ZM70 180V177L68 178ZM97 176H92V177H88V178H84V179H79L76 183L77 184H81V187L83 186L84 188H88V189H96L94 186V182L96 181ZM183 179V180H182ZM39 180V179H38ZM59 180V179H58ZM62 180V179H61ZM67 180V179H66ZM68 180V181H69ZM154 180V179H153ZM182 180V181H181ZM192 180V179H191ZM57 181V180H56ZM130 181V180H129ZM145 181V182H146ZM172 181V180H171ZM15 182V183H13ZM31 182V181H30ZM59 182V181H58ZM72 182V180H71ZM121 182V181H120ZM119 182V183H120ZM127 182V181H126ZM143 182V183H142ZM154 182V181H153ZM181 182V183H180ZM33 183V182H32ZM39 183V182H38ZM122 183V182H121ZM172 182H170L171 184ZM251 183V184H249ZM116 185L120 186L119 184H117V182L115 183ZM123 184V183H122ZM178 184V186H177ZM196 184V183H195ZM116 185H112L110 187H114ZM60 186V185H59ZM63 186V185H62ZM102 186V185H101ZM124 186V185H123ZM126 186V185H125ZM149 186V185H148ZM68 187V186H67ZM145 187V186H144ZM142 186V188H144ZM53 188H55L53 186ZM61 188V187H60ZM69 188V187H68ZM136 188V187H135ZM151 188V186H150ZM157 188V187H156ZM169 188V189H170ZM263 188V187H262ZM71 189V188H70ZM81 189V188H78ZM127 189V188H126ZM153 189V188H152ZM83 190V188H82ZM81 190V191H82ZM97 190V189H96ZM143 190V189H141ZM191 192L196 190V187H194L192 190L189 189ZM49 191V190H48ZM64 193L67 192L66 190H62ZM75 191V190H73ZM72 191V192H73ZM94 191V190H93ZM129 191V189L127 190ZM126 190L124 192H127ZM134 191V189H131L129 191V195H132V192ZM154 191V190H153ZM259 191V192H258ZM264 191V190H263ZM51 192V191H50ZM135 192V191H134ZM183 192V191H182ZM63 193V198L67 197V193L64 194ZM75 193V192H74ZM170 193V192H168ZM33 194V193H32ZM61 194V193H60ZM59 194V195H60ZM151 194V193H150ZM155 194V192H154ZM242 194V195H241ZM262 194V196H261ZM69 195V194H68ZM174 195V194H173ZM183 195V194H182ZM194 195V194H193ZM192 195V196H193ZM243 198H241V196ZM13 196V195H12ZM15 196V194H14ZM230 196L232 197L231 199ZM11 197V196H10ZM32 197V196H31ZM239 197L241 199H239ZM4 198V199H3ZM39 198V197H37ZM132 198V197H131ZM179 198V197H178ZM200 198V197H199ZM36 199V198H35ZM60 199V198H59ZM62 199V198H61ZM60 199V200H61ZM67 199V198H66ZM181 199V198H180ZM183 199V198H182ZM187 199V200H188ZM194 199V198H193ZM202 199V198H201ZM219 200L221 201L220 204H218L217 206L213 205V200ZM13 202H5L4 201V205H6L7 207H11L12 203L17 202L16 198L14 197L13 199H11ZM33 200V199H32ZM69 200V199H68ZM163 200V199H162ZM230 202H229V201ZM31 201V200H29ZM35 201V200H34ZM39 201V200H38ZM42 201V200H41ZM65 201V200H64ZM186 201V199H185ZM235 201H238V203L235 204ZM69 202V201H68ZM144 202V201H143ZM148 202V201H147ZM181 202V201H180ZM198 202V201H197ZM48 203V202H47ZM62 203V202H61ZM60 203V204H61ZM146 203V202H144ZM46 204V203H45ZM55 204V203H54ZM135 204V203H134ZM141 204V202H140ZM198 204V203H197ZM237 204H240L237 205ZM23 205V204H21ZM40 204V202H37V204L35 205L36 207H38ZM51 205V204H49ZM48 205V206H49ZM69 205V204H67ZM145 205V204H144ZM227 207L230 212L226 213V216L224 215V217H222L221 219L223 220L222 222V227L220 228V230H215V234H216V243L217 245H212V239L211 237L213 235H207L206 233V228L205 225H201L200 222V215L202 213H204V210H212L210 211V216L216 214V216H219L220 214L217 213L216 211L219 209H223L222 206ZM234 205L236 208H234ZM54 207V205H52ZM58 206V205H57ZM70 206V205H69ZM119 206V205H118ZM142 206V205H141ZM147 206V205H146ZM197 206V205H196ZM31 207V206H30ZM44 207V204H43ZM213 207L216 209H213ZM19 208V207H18ZM39 208V207H38ZM46 208V206L44 207V209ZM48 208V207H47ZM108 208L111 211V209L113 208V205L109 202L108 204ZM143 208V207H142ZM148 208V207H147ZM157 208V209H158ZM226 208V209H227ZM34 209V208H32ZM43 209V208H42ZM132 209V211H131ZM37 210V209H35ZM154 210V209H153ZM225 210V208H224ZM28 212H31L30 208L27 209ZM80 212L78 213H73L76 214L77 216L82 214V213H86L85 210H79ZM109 211V212H110ZM147 211V210H146ZM150 211V210H148ZM160 211V210H159ZM223 211V210H222ZM152 212V211H151ZM197 212V213H196ZM252 213V212H251ZM67 214V213H66ZM205 214V213H204ZM203 214V215H204ZM208 214V215H209ZM75 215V216H76ZM110 215V214H109ZM130 215V214H129ZM141 215H144L143 218L141 219ZM158 215V214H157ZM202 215V216H203ZM50 216V215H49ZM76 216V217H77ZM152 216V215H151ZM158 217V216H157ZM207 217V215H206ZM214 217V216H213ZM234 217V218H231ZM261 217V216H260ZM165 218V217H164ZM189 218L190 223L188 225H185V227L180 226L181 225V221L183 219H187ZM212 218V217H211ZM224 218V219H223ZM154 219V218H153ZM218 219V218H216ZM220 219V218H219ZM253 219V218H252ZM255 219H258L255 218ZM52 220V219H50ZM81 220V219H80ZM129 220V219H128ZM127 220V221H128ZM250 220V219H249ZM259 220V219H258ZM257 220V221H258ZM78 221V220H77ZM158 221V220H157ZM188 221V220H187ZM118 222L119 225H114L117 224ZM149 222V221H148ZM161 222V221H160ZM262 222V221H261ZM56 223V222H55ZM129 223V222H128ZM127 223V224H128ZM151 223V222H150ZM162 223V222H161ZM212 223V222H211ZM257 223V222H256ZM59 224V223H57ZM86 224V223H85ZM136 224V223H135ZM248 224V223H247ZM262 225V224H260ZM54 226V225H53ZM74 226H78V225H74ZM86 226V225H85ZM157 227L158 229V237L159 238H155V235L152 233V231L154 230V227ZM200 226V228L193 230L194 227ZM256 226V225H255ZM56 227V226H55ZM138 227H141V225H139ZM250 227V228H252ZM259 227V226H258ZM264 225L261 227L263 229ZM54 228V227H53ZM52 228V229H53ZM260 228V227H259ZM99 230L101 231V227H99ZM139 230V229H138ZM147 230V231H148ZM264 230V229H263ZM67 231V230H66ZM84 231V230H83ZM86 231V230H85ZM84 231V232H85ZM140 231V230H139ZM157 232V231H156ZM15 234V233H14ZM90 235V234H89ZM135 236V237H134ZM86 238V239H85ZM215 238V237H214ZM247 238V237H246ZM156 239V240H154ZM230 240V242H229ZM29 241V240H28ZM147 241V242H146ZM153 241H156V246L155 248L153 247ZM232 241V242H231ZM32 243V242H31ZM30 243V244H31ZM147 243L146 246H148V248H146V250L144 249L146 246H143V244ZM17 243H13V248H11V251H9L8 253L2 254V257H6L9 256V259L7 260L6 264H24L25 259H23L24 256H20L21 253L23 252H17L18 250H21L22 248H26V245L22 243V245L20 246H15ZM57 244V243H56ZM29 245V244H28ZM39 245V244H38ZM257 245V246H256ZM61 246V247H60ZM152 246V247H150ZM212 246H216V248H212ZM263 248L261 254L258 250V248ZM30 247V246H28ZM144 247V248H142ZM183 248V250L179 253V249ZM255 248V249H254ZM144 249V250H141ZM148 249H153L150 252H147ZM229 250V259L225 258L226 256H224V253ZM236 250V251H235ZM60 251V250H59ZM4 252V251H3ZM7 252V251H6ZM37 252V251H36ZM26 253V252H25ZM20 254V255H19ZM43 256L45 257V253H42ZM83 254V255H82ZM135 254V256H134ZM207 254V255H206ZM25 255V254H24ZM206 255V259L207 260H202ZM16 256H20L19 258H16ZM134 256V257H132ZM137 257V259H135ZM140 256H143V258H141ZM22 257V258H21ZM144 259V260H143ZM238 259V261H237ZM98 260V261H97ZM39 261L38 255L37 257H35L33 259V264H37ZM114 262V264H115ZM121 262V263H119ZM207 262V263H206ZM76 263V262H75ZM77 264V263H76Z\"/></svg>",
    "mask_w": 264,
    "mask_h": 264
}]
</instances>
